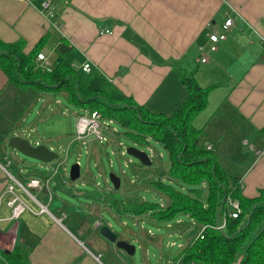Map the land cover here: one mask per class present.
Returning <instances> with one entry per match:
<instances>
[{"label":"crops","instance_id":"0c3cea01","mask_svg":"<svg viewBox=\"0 0 264 264\" xmlns=\"http://www.w3.org/2000/svg\"><path fill=\"white\" fill-rule=\"evenodd\" d=\"M45 1L0 0V39L7 43L22 39L24 52L30 53L47 36L40 52L47 58V67L69 63L82 72L81 67L90 63L92 70H99L124 94L154 113L171 115L187 98L188 91L176 69L194 72L197 82L210 91L206 107L191 120L210 109L215 112L222 104L228 109L225 121L223 118L218 126L212 113L201 125H193L203 130L205 147L213 150L225 169L221 157L227 163L234 162L226 152L240 146L249 148L245 139L252 147V142L259 146L248 150L252 154L239 155L243 159L234 162L232 174H241L246 197L260 195L264 189V155H257L256 150H264V0H49L53 17L43 9ZM227 13L234 17V23L224 30ZM222 31L226 38L211 51L209 36ZM204 57L206 62L201 61ZM20 88L0 68L1 133L26 127L20 125L23 109H7L8 98L13 99ZM45 105L51 106L50 99ZM240 124L241 133L223 139L225 127L240 129ZM37 162H13L21 177L16 178L26 184L30 178L49 176L54 162ZM62 177L57 174L42 190L31 189L50 213H40L35 200L17 187V194L35 213L24 212L12 219L7 203L10 180L0 168V251L21 247L31 264H134L135 254H127L100 234L103 226L112 224L100 219L98 204L88 205L94 220L83 216L86 210L63 209L57 192ZM95 199L108 202L105 197ZM182 223L181 219L177 222ZM152 227L140 226L141 234L129 230L118 235L135 244L136 251L138 244L145 257L140 264H151V245L160 252L164 249V238L154 234ZM155 227L160 230L161 226ZM191 227L167 224L165 235L170 240L166 246L181 251L200 231L198 226L195 232ZM177 253L172 258L161 255L160 264H173Z\"/></svg>","mask_w":264,"mask_h":264},{"label":"trees","instance_id":"16d2710c","mask_svg":"<svg viewBox=\"0 0 264 264\" xmlns=\"http://www.w3.org/2000/svg\"><path fill=\"white\" fill-rule=\"evenodd\" d=\"M47 38L43 37L30 53L24 52L22 39L12 43L0 39V68L11 83L33 87L40 94L63 93L74 111L87 110L113 120L119 130L117 137L123 134L136 145L147 148H151L149 145L154 140L169 157L168 172H159L156 180L140 177L135 170V175L126 180L128 191L141 181L143 186L161 195V203L132 194L125 196L119 191L121 187L118 190L112 187L109 196L100 193L102 196L97 198L105 197L121 215H147L170 224L183 213L192 218L193 225L200 230L204 228L183 247L173 264H264V189L258 197H246L241 175L228 173L213 150L200 145L203 130L190 123L206 107L210 88L202 87L194 72L176 69L188 96L171 115L154 113L124 94L99 70L84 73L69 63L50 70L40 67L37 55ZM57 101L61 102L54 99L55 104ZM102 153L109 158L107 150ZM161 156L156 154L154 158ZM228 198L239 202L241 211L237 217L231 215L235 211L228 205ZM224 219L225 225L219 228ZM0 264L31 262L21 247H15L12 251H0Z\"/></svg>","mask_w":264,"mask_h":264},{"label":"rangeland","instance_id":"374dc122","mask_svg":"<svg viewBox=\"0 0 264 264\" xmlns=\"http://www.w3.org/2000/svg\"><path fill=\"white\" fill-rule=\"evenodd\" d=\"M25 90H27L25 94ZM23 94L25 95L23 97ZM23 98L21 100L20 98ZM59 98L62 102L57 101V104H55L54 99ZM15 99V100H14ZM17 99L19 100L20 104L17 103ZM50 99V104L53 107L51 110V106L47 107L45 104ZM7 109H14L17 108L19 110H24V120L23 123L21 122V126H26L25 128H16V129H10L5 130L3 133L0 132V162L3 165H7V157H9L12 162H17L19 159L22 160L25 164H38L37 160L26 157L17 150H13V148L8 146L7 140L9 137L13 136L14 131H22L25 130L23 135L27 136L28 133H30V139L36 141L38 137L41 139V144H44L46 146L54 147L56 152L60 155V159H54L49 163H53L56 165L59 163V161L63 158V155L61 153V149L58 148L59 145H68L71 139L73 138V134L75 132V117L76 115L73 114L74 108L73 105L68 104L65 95L63 93L60 94H48V93H38L33 87H21L19 90V93L16 94V96L12 98H8L7 100ZM12 105L14 107H12ZM3 108V107H2ZM67 109V110H65ZM227 106L219 107L218 110L215 112H212V109L202 115L201 118H196V120H191V124L201 125L202 120H205L208 116L210 117V114L213 115V122L216 126L219 125L221 120L227 115ZM64 110V111H61ZM235 119L234 117H232ZM240 122V121H239ZM241 123V122H240ZM11 125V124H8ZM120 128V127H119ZM121 129V128H120ZM225 131L222 134L223 139L228 140L231 136L238 135V131H242V125L240 124V129L236 128L235 125L233 127H225ZM231 131H230V130ZM10 131V132H8ZM8 132V133H7ZM230 132V133H229ZM204 136H200V145L202 147H205L206 143L203 141ZM216 139H218V143L221 142V139L214 135ZM118 142H123L125 144L126 149L128 147L134 146L140 150L146 151L148 154H151L149 149L146 146L136 145L135 142L131 141L130 139L126 138L123 134L117 137ZM98 145V144H97ZM253 147L256 149L259 146L252 142ZM151 148H153L156 151V154L159 155L160 153L162 156L159 157H153L152 156V164L150 166H144L141 164V162L129 155L126 154L125 156H122L118 151L117 154H113L112 150L114 147L112 145H109L107 143H104L102 146L98 145V155H96L95 150L90 156H87L83 150H81V177L78 178L75 181H72L69 177V172L71 165L76 162L79 150L78 148H75L73 153L68 157V174H65L63 171L62 166H60V173L59 175H62L63 182L60 180L59 182V189L57 190L58 195L60 196V204L63 206L64 210H79L80 213H82L81 210H86L85 216L89 220H94L92 216L90 215V208L88 207L89 204H93L94 202L99 205L100 209V219L104 220V222L108 223L110 222L112 224L111 229L115 231L119 235V233H126L129 232V230L137 231L138 234H141L140 226H143L145 229L148 226H153L151 229L153 230L154 234H156L159 237L164 238V249L162 252L156 250L155 247L152 245L151 251L153 253L151 256H149V259L151 260V264H160L159 258L161 255H164L165 258L167 256L174 257L175 254L180 252V249L177 247L168 248L166 246L167 242L170 239H167L165 232L167 230L166 222H159L155 218L150 219V216H138L136 218H132L130 216H125L121 214H117L115 211H111L109 208L108 202H103L102 200H97L95 198L100 197L104 194V196H109L108 190H106L105 185V176H109V173L114 172L118 176L121 177L122 184L120 192L123 193V195H135L136 197L141 196V198L145 201H153V202H162V197L155 191H153L151 188L143 186V182L140 181V183H137L136 188L133 190L128 191L126 189V180L128 181V178H132L134 174L133 170L139 172L140 177L149 178L152 180H156L159 176V172H168L169 170V157L164 149V147L157 143L154 140H151L150 145ZM221 147H223V143H221ZM250 147V146H249ZM125 149V151H126ZM103 150H107L109 153V158L102 153ZM250 150L249 148L243 147L236 150H231L226 153H228L230 159H232L234 162L236 160H242V158L239 157L240 154L248 153ZM252 154V153H248ZM156 156V155H155ZM222 159V165H226V170L228 173L232 174L235 168L234 162H225L223 156ZM248 159V158H247ZM131 160V163L127 165V161ZM111 161V163H110ZM95 162L99 163L100 168L96 167L94 165ZM97 163V164H98ZM250 163V162H249ZM14 175L21 178L19 174V169L16 164L12 165V168H10ZM121 170H124L126 172V175L123 176ZM241 175V174H239ZM82 182H85V185L82 184ZM95 182H100L101 185L97 187L95 185ZM111 186L113 187L112 183L110 182ZM110 186V187H111ZM77 194H76V193ZM82 194H78L81 193ZM105 192V193H103ZM137 192V193H132ZM7 198L2 202V204H5ZM97 205V206H98ZM116 214H114V213ZM150 215V214H148ZM183 220L182 224H177L178 220ZM139 223H138V221ZM126 222L127 225L124 226L123 223ZM138 224H136V223ZM174 226H194L191 227L193 232L197 230V225H193L194 221L192 218L186 214H178L173 220L170 221ZM64 224H66V220L64 221ZM155 226H161L160 230H157ZM184 239H179V242H182ZM146 244V243H145ZM177 253V254H178ZM169 254V255H168ZM143 251L140 250L138 244H137V251L135 255L133 256L134 264H140L143 259ZM145 259V257H144ZM237 264V263H234Z\"/></svg>","mask_w":264,"mask_h":264},{"label":"built area","instance_id":"2783aa9c","mask_svg":"<svg viewBox=\"0 0 264 264\" xmlns=\"http://www.w3.org/2000/svg\"><path fill=\"white\" fill-rule=\"evenodd\" d=\"M43 9L47 12V14L50 17H53V10L50 7V1L47 0L43 3ZM234 23V17L231 15V13L226 14V18L223 23V29L227 30L229 29ZM105 32H110V30L106 29ZM210 41L212 43L211 46V51L217 50V43L220 42L221 40H224L226 38V33L225 31H222V33L216 32L213 33L209 36ZM37 60L39 61V66L45 69H51L47 67L48 62L46 61L47 58L44 54L39 53L37 55ZM202 62H206L207 58L204 57L201 60ZM82 71L84 73H90L92 71V66L90 63H85L81 67ZM65 112V111H64ZM73 114L76 115L75 117V132L73 134V138L69 142L68 145H59L58 148L61 149V153L63 155V158L59 161L58 164L54 166V168L51 169L50 175L47 176L46 178H39V177H33L28 180L26 184L22 183L16 176L14 175L13 171L10 169L12 168L13 162L12 160L7 157V165H3L0 162V168L3 170V172L6 174V176L9 178L10 183L7 186V193L10 194V197L8 199V205L12 209V219L18 218L21 214L24 212H33L32 208H30L17 194L16 188L20 187L24 192H26L29 196H31L35 202L40 206V213H50L49 209L46 205H43L40 203L35 196H33L31 189H37V190H42L44 187H48L50 180H52L57 174L60 173V166H62L63 171L65 174H68V157L73 153L75 148H78L79 153L76 159V162L80 167H81V150L84 151V153L87 156H90L93 151L95 150L96 155H98V145L102 146L104 143L110 144L114 147L112 150L113 154H117V151L122 155L125 156L127 152L125 151L126 147L123 142H116V137L119 132L117 127L114 125L113 120H108L103 118V116L100 113H95L92 114L87 110H75L73 111ZM25 131V130H24ZM23 132L15 133L14 135L21 136L23 138L28 139L34 146L40 145L41 144V139L38 137L36 141L33 142L32 139H30V133L27 134V136L23 135ZM108 134H110L112 137H110ZM115 136V137H114ZM244 145L250 146L249 149L255 150L250 144L247 139L244 141ZM98 144V145H97ZM51 150L56 152L54 147L48 146ZM151 154H148L150 156V159L152 156L154 157L156 154L152 148H148ZM210 149V147H208ZM57 153V152H56ZM257 155H264V150H256ZM58 154V153H57ZM57 159H60V155L58 154ZM41 162V161H39ZM131 163V160L127 161V165ZM45 163V162H42ZM95 162L94 165L96 167H100L99 163ZM111 163V161H110ZM112 164V163H111ZM122 173L125 175V171L122 170ZM81 177V176H80ZM83 185H85V182H82ZM95 185L99 187L101 185L100 182H95ZM105 185H106V190H111L112 186L110 184V179L108 177H105ZM111 186V187H110ZM105 193V192H103ZM1 202V199H0ZM228 205L234 209V213L231 215L233 217H237V214L240 213V205L239 202L236 200H233L231 198H228ZM62 218H57V221L59 223L62 222ZM136 223V222H135ZM139 223V222H138ZM136 223V224H138ZM226 223V219L222 222L221 226L219 228H222ZM101 225V221L97 222V226ZM204 228H202L198 235L201 233V231Z\"/></svg>","mask_w":264,"mask_h":264},{"label":"water","instance_id":"95a60500","mask_svg":"<svg viewBox=\"0 0 264 264\" xmlns=\"http://www.w3.org/2000/svg\"><path fill=\"white\" fill-rule=\"evenodd\" d=\"M8 146L20 152V154L33 158L41 162H51L58 157V154L51 150L48 146L40 144L34 146L28 139L18 135H14L8 139ZM127 154L137 158L142 165L150 166L152 161L148 153L144 150H140L134 146L126 149ZM81 176V167L74 163L71 165L69 177L72 181L77 180ZM109 179L113 187L118 190L121 187V177L116 173H109ZM100 234L106 238L112 244H115L117 248L125 251L129 255H134L136 252V245L129 240L119 239L118 234L115 233L109 225L103 226L100 229Z\"/></svg>","mask_w":264,"mask_h":264},{"label":"bare ground","instance_id":"6f19581e","mask_svg":"<svg viewBox=\"0 0 264 264\" xmlns=\"http://www.w3.org/2000/svg\"><path fill=\"white\" fill-rule=\"evenodd\" d=\"M32 192V191H31ZM32 194H33V192H32ZM34 196V195H33Z\"/></svg>","mask_w":264,"mask_h":264}]
</instances>
